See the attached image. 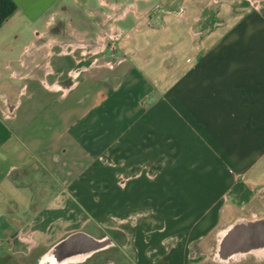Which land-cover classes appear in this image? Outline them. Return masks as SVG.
Segmentation results:
<instances>
[{
    "label": "crops",
    "instance_id": "1",
    "mask_svg": "<svg viewBox=\"0 0 264 264\" xmlns=\"http://www.w3.org/2000/svg\"><path fill=\"white\" fill-rule=\"evenodd\" d=\"M11 1L0 264L90 226L126 264H193L264 189V0Z\"/></svg>",
    "mask_w": 264,
    "mask_h": 264
},
{
    "label": "water",
    "instance_id": "2",
    "mask_svg": "<svg viewBox=\"0 0 264 264\" xmlns=\"http://www.w3.org/2000/svg\"><path fill=\"white\" fill-rule=\"evenodd\" d=\"M213 261L241 264L264 263V215H239L214 231ZM117 242L108 234L92 236L83 231L69 233L42 251L33 264H87L100 253H114Z\"/></svg>",
    "mask_w": 264,
    "mask_h": 264
},
{
    "label": "rangeland",
    "instance_id": "3",
    "mask_svg": "<svg viewBox=\"0 0 264 264\" xmlns=\"http://www.w3.org/2000/svg\"><path fill=\"white\" fill-rule=\"evenodd\" d=\"M223 1L228 2V4L233 7L237 6V3H243L246 5L245 0H216L214 3H222ZM250 5H253L254 0H248ZM217 6H214L216 9ZM215 12V11H214ZM87 20H91L87 17H85ZM10 26L8 27V29ZM15 31V29H13ZM16 33H11V35H8L6 37V43L10 47H13L14 45L17 46V39H14ZM1 38V37H0ZM224 212H223V220L219 224V228L225 226L227 222L229 223L234 218H236L239 215H246V216H253L257 214H264V189H261L257 191L250 199V201H246L237 205H224L223 206ZM91 234L94 233V235H100L102 233H105L104 231H98L95 226H90L87 228ZM214 231L207 234L206 238L200 240L201 243L199 246H197V253L198 258L193 264H216L213 261V249H214V238H213ZM202 254V255H200ZM126 264L123 260V255L120 253V250L117 249L114 253H100L94 255L90 261L87 264ZM241 264H256L252 260H248L246 262H242ZM258 264V263H257ZM264 264V263H262Z\"/></svg>",
    "mask_w": 264,
    "mask_h": 264
},
{
    "label": "trees",
    "instance_id": "4",
    "mask_svg": "<svg viewBox=\"0 0 264 264\" xmlns=\"http://www.w3.org/2000/svg\"><path fill=\"white\" fill-rule=\"evenodd\" d=\"M14 10L15 5L11 0H0V26L14 12Z\"/></svg>",
    "mask_w": 264,
    "mask_h": 264
},
{
    "label": "built area",
    "instance_id": "5",
    "mask_svg": "<svg viewBox=\"0 0 264 264\" xmlns=\"http://www.w3.org/2000/svg\"><path fill=\"white\" fill-rule=\"evenodd\" d=\"M76 72H77V71H75V73H74V74H76Z\"/></svg>",
    "mask_w": 264,
    "mask_h": 264
}]
</instances>
